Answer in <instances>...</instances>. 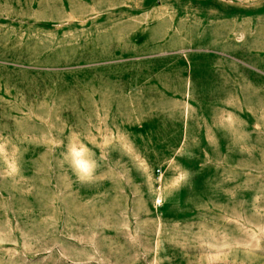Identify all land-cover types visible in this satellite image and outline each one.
I'll list each match as a JSON object with an SVG mask.
<instances>
[{"label": "rangeland", "instance_id": "374dc122", "mask_svg": "<svg viewBox=\"0 0 264 264\" xmlns=\"http://www.w3.org/2000/svg\"><path fill=\"white\" fill-rule=\"evenodd\" d=\"M0 264H264V0H0Z\"/></svg>", "mask_w": 264, "mask_h": 264}, {"label": "clouds", "instance_id": "9594fccd", "mask_svg": "<svg viewBox=\"0 0 264 264\" xmlns=\"http://www.w3.org/2000/svg\"><path fill=\"white\" fill-rule=\"evenodd\" d=\"M74 166L78 170L87 173L92 168V162L89 161L83 153H76L74 156Z\"/></svg>", "mask_w": 264, "mask_h": 264}]
</instances>
